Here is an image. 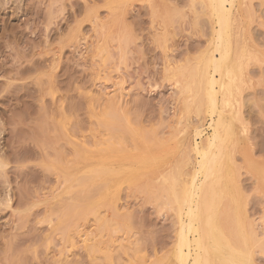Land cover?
Listing matches in <instances>:
<instances>
[{
    "label": "rangeland",
    "instance_id": "374dc122",
    "mask_svg": "<svg viewBox=\"0 0 264 264\" xmlns=\"http://www.w3.org/2000/svg\"><path fill=\"white\" fill-rule=\"evenodd\" d=\"M262 2L233 9L243 76L224 112L254 264H264ZM213 20L207 0H0V264H177L171 180L193 170L194 128L210 134L189 87L208 69Z\"/></svg>",
    "mask_w": 264,
    "mask_h": 264
},
{
    "label": "bare ground",
    "instance_id": "6f19581e",
    "mask_svg": "<svg viewBox=\"0 0 264 264\" xmlns=\"http://www.w3.org/2000/svg\"><path fill=\"white\" fill-rule=\"evenodd\" d=\"M207 1L215 24L212 32L214 40L212 44L214 43V45L207 61L208 69L202 72L199 81L195 82L197 88L189 87V91L194 92L195 95L201 93L203 97L202 103L200 101V107H203L208 115V127H206L207 125L205 127L210 131V134L205 141H201L204 133L203 126L194 128L195 142L192 138L194 144L191 150L195 154L196 161L193 170L191 169L192 172L188 174L186 182L182 181L183 184L181 183L183 178L179 177L180 173L178 177L181 180L176 178L171 180L174 188L179 186L178 191L174 190L173 192L174 200L178 203L179 209V228L173 256L177 264H254L252 250L243 229L245 216L243 212H240L239 206L241 205H238L239 201L237 202L239 196L236 197L235 187L229 185L228 174H231L230 169H232L231 142L234 134L231 130L232 127H230L232 122L228 125L230 122H225L226 117L224 119V112L232 113L234 96L243 76V69L240 66L241 60L233 58V9L239 0ZM240 53V57H242L243 47ZM119 112L121 111L119 110ZM213 115L217 118L213 119ZM106 118L113 120L111 114H107ZM2 168L3 164L0 161V169ZM183 169L185 170V168ZM93 174H96L95 171ZM89 178L91 177L89 176ZM87 180L89 179L87 178ZM77 181L80 182L79 179ZM105 184L107 183H104L103 186H106ZM225 198H230L234 203V206L232 205L234 207L233 215H236L235 221L242 234V241H236V243L233 242L232 232L229 229V226L232 225L230 219H233V215L227 206H224ZM71 207L68 205L64 210L62 209V214H69ZM57 213L60 212L57 211ZM95 260L97 261L96 258Z\"/></svg>",
    "mask_w": 264,
    "mask_h": 264
},
{
    "label": "snow or ice",
    "instance_id": "6c2138e0",
    "mask_svg": "<svg viewBox=\"0 0 264 264\" xmlns=\"http://www.w3.org/2000/svg\"><path fill=\"white\" fill-rule=\"evenodd\" d=\"M262 7H264V2H262Z\"/></svg>",
    "mask_w": 264,
    "mask_h": 264
}]
</instances>
